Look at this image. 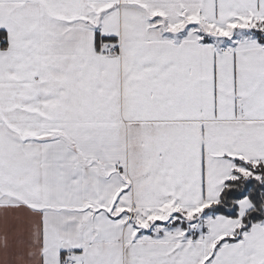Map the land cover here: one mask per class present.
Wrapping results in <instances>:
<instances>
[{
	"label": "snow or ice",
	"instance_id": "6c2138e0",
	"mask_svg": "<svg viewBox=\"0 0 264 264\" xmlns=\"http://www.w3.org/2000/svg\"><path fill=\"white\" fill-rule=\"evenodd\" d=\"M0 264H264V0H0Z\"/></svg>",
	"mask_w": 264,
	"mask_h": 264
}]
</instances>
